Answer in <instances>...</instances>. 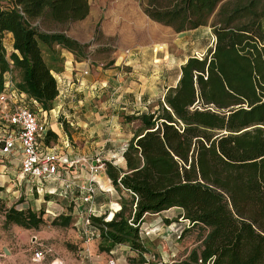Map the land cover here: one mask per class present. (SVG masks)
Returning <instances> with one entry per match:
<instances>
[{
	"label": "trees",
	"instance_id": "obj_1",
	"mask_svg": "<svg viewBox=\"0 0 264 264\" xmlns=\"http://www.w3.org/2000/svg\"><path fill=\"white\" fill-rule=\"evenodd\" d=\"M88 10L87 0L0 4V93L8 73L21 99L50 109L60 49L79 60L86 45L39 25L79 21ZM142 11L176 32L209 25L214 41L203 56L183 60L176 83L154 109L123 116L136 127L121 153L124 168L101 161L120 207L111 204L118 210L108 220L105 213L89 216L97 250L125 245L143 262L144 214L176 207L206 233L200 248L164 264H264V0H146ZM49 135L55 138L47 130L45 142ZM41 214L11 206L3 210V223L36 229ZM68 222V215H58L50 224Z\"/></svg>",
	"mask_w": 264,
	"mask_h": 264
},
{
	"label": "rangeland",
	"instance_id": "obj_2",
	"mask_svg": "<svg viewBox=\"0 0 264 264\" xmlns=\"http://www.w3.org/2000/svg\"><path fill=\"white\" fill-rule=\"evenodd\" d=\"M5 1L0 0V4ZM145 1L87 0L89 10L82 20L39 25L42 30L60 31L85 44L83 59L89 68H111L115 72L114 87L104 88L98 98H92L94 106L90 110L109 119V130L104 133L111 144V162L119 160L118 145L123 147L118 139H127L136 127V121L125 122L123 116L154 109L166 86L176 80L182 61L189 55L203 56L214 41L209 25L176 32L149 19L142 11ZM96 158L101 162L98 155L90 157L92 161ZM116 194L119 201L120 195ZM11 195L0 201V264H48L53 259L62 264H164L181 260L191 249L200 248L206 233V229L189 224L180 216L182 210L174 207L144 214L139 226L147 248L143 262L136 252L121 244L108 253H90L82 248L85 236L77 231L78 226L51 225L45 214L36 229L4 224L3 209L14 203ZM39 243L49 246L51 253L40 262L31 261L32 250Z\"/></svg>",
	"mask_w": 264,
	"mask_h": 264
},
{
	"label": "crops",
	"instance_id": "obj_3",
	"mask_svg": "<svg viewBox=\"0 0 264 264\" xmlns=\"http://www.w3.org/2000/svg\"><path fill=\"white\" fill-rule=\"evenodd\" d=\"M3 45L7 52L11 50L9 32L4 34ZM59 53L61 70L52 72L56 82L57 95L48 110H42L29 98L21 99L12 87L10 75L4 74L6 91L14 94V99L7 103V110L12 109L13 101L17 104L23 101L28 108L34 109L33 112H35L37 119L45 124V132L38 139L39 146L58 155L60 163L58 164L57 175L56 177L46 176L38 179L25 176L20 172L19 154L5 155L0 153V201L5 199V195L10 197L12 193L10 199L14 203L8 207L12 206L17 210H41V216L45 214L50 221L58 215H68L69 222L67 225H76L78 226L77 231H82V218L88 209L94 215L105 213L104 219L108 220L120 207L116 200L118 198L116 191L106 177L103 166L96 174L92 175L89 171V166L93 163L90 159L91 156L98 155L101 161H110L109 158L112 157L109 152L111 144L104 133L109 130V126H107L110 125L109 119L92 113L90 110L94 106L92 98H98L104 88L114 87L115 72L111 68L94 67L91 69L87 60L74 59L73 55L65 49H60ZM175 83L176 80L171 85ZM171 85H167L166 88ZM105 103L108 105L109 99H106ZM47 130L52 131L55 138L49 135L48 141L45 142L44 137ZM3 131V122L0 119V134ZM129 137L118 139L123 143V147L118 145L119 160L110 161L121 168H124L121 153ZM90 177H92L95 192L89 202H82L75 185L87 183ZM67 183L69 184L68 187L66 186ZM112 203H116L118 209L111 208ZM110 212L111 215L107 218ZM91 233L90 239H85L82 243V248L90 253H105L97 250V231L91 228ZM89 240L91 241L89 242ZM42 247L49 246L39 243L38 248ZM98 257L102 258V256Z\"/></svg>",
	"mask_w": 264,
	"mask_h": 264
},
{
	"label": "built area",
	"instance_id": "obj_4",
	"mask_svg": "<svg viewBox=\"0 0 264 264\" xmlns=\"http://www.w3.org/2000/svg\"><path fill=\"white\" fill-rule=\"evenodd\" d=\"M83 72L85 73V71ZM13 99L14 94L12 92L0 93V119H2L4 129L0 134V153L5 155L19 154L20 172L25 176L35 179L46 176L56 177L60 163L58 155L44 150L38 143L39 137L45 132V124L39 121L36 114L25 104H17L13 101L12 109L8 111L7 103ZM102 165V162L96 158L89 166L90 173L96 174ZM66 186L68 187L69 184L67 183ZM75 188L80 194L82 202H89L95 192L92 177L87 183L75 185ZM90 215H94V213L88 209L82 218V233L86 240L92 236L89 227ZM50 252V247L33 249L31 260L42 261ZM59 262L53 259L48 264H60Z\"/></svg>",
	"mask_w": 264,
	"mask_h": 264
},
{
	"label": "bare ground",
	"instance_id": "obj_5",
	"mask_svg": "<svg viewBox=\"0 0 264 264\" xmlns=\"http://www.w3.org/2000/svg\"><path fill=\"white\" fill-rule=\"evenodd\" d=\"M57 262V261H56ZM60 264H62L61 262H59Z\"/></svg>",
	"mask_w": 264,
	"mask_h": 264
},
{
	"label": "water",
	"instance_id": "obj_6",
	"mask_svg": "<svg viewBox=\"0 0 264 264\" xmlns=\"http://www.w3.org/2000/svg\"><path fill=\"white\" fill-rule=\"evenodd\" d=\"M4 251L6 250V249H3Z\"/></svg>",
	"mask_w": 264,
	"mask_h": 264
}]
</instances>
